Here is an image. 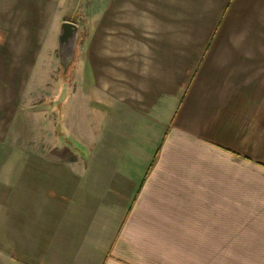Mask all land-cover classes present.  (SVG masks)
I'll list each match as a JSON object with an SVG mask.
<instances>
[{
    "label": "crops",
    "instance_id": "1",
    "mask_svg": "<svg viewBox=\"0 0 264 264\" xmlns=\"http://www.w3.org/2000/svg\"><path fill=\"white\" fill-rule=\"evenodd\" d=\"M55 8L0 0V264H222L234 248L264 263V0H217L192 17L198 49L183 53L177 90L155 79L171 124L162 131L160 91L134 122L141 133L119 113L118 139L102 130V191L86 175L83 194L63 177L60 138L22 143L13 127L31 72L57 49Z\"/></svg>",
    "mask_w": 264,
    "mask_h": 264
},
{
    "label": "rangeland",
    "instance_id": "2",
    "mask_svg": "<svg viewBox=\"0 0 264 264\" xmlns=\"http://www.w3.org/2000/svg\"><path fill=\"white\" fill-rule=\"evenodd\" d=\"M216 1L54 0L57 8L49 21L58 18L78 24L81 29L78 50L65 68L58 40L56 51L45 56L46 63L31 72L29 87L13 124L19 130L16 138L31 144L42 143L43 139L53 144L54 138L57 142L60 138L61 158H57L61 159L63 177H71L75 181L72 187L83 194L90 187L89 177L85 176H93L99 182L94 187L101 192L104 184L100 163L108 159L103 151L107 143L103 128L111 127L108 136L111 142L118 139L121 113L125 115L127 128L130 122L131 131L141 133L140 122L139 129L134 122L149 113L147 105L153 103V92L157 91L154 95L157 97L160 91L164 117L159 121L166 123L162 129L166 131L175 113L169 105L173 101H164L169 96L162 90L163 84L155 79L166 83L168 90H177L175 78L171 77H176L180 68H186L192 58L183 53L198 49L192 17L203 12L205 6L210 11ZM153 81L157 87L154 91ZM152 117L147 115L144 122L150 124ZM131 131L126 132L127 138ZM136 138L139 140V136ZM31 154L38 152L31 150ZM262 175L255 173L256 193L262 191ZM95 198L96 207L102 209V200L96 194ZM77 204L85 203L78 198ZM232 253L237 258L222 264H264L258 261L259 253L249 256L247 248H234Z\"/></svg>",
    "mask_w": 264,
    "mask_h": 264
},
{
    "label": "water",
    "instance_id": "3",
    "mask_svg": "<svg viewBox=\"0 0 264 264\" xmlns=\"http://www.w3.org/2000/svg\"><path fill=\"white\" fill-rule=\"evenodd\" d=\"M80 26L72 21L61 23V33L59 37L60 57L62 65L67 68L68 64L75 58L80 40Z\"/></svg>",
    "mask_w": 264,
    "mask_h": 264
}]
</instances>
